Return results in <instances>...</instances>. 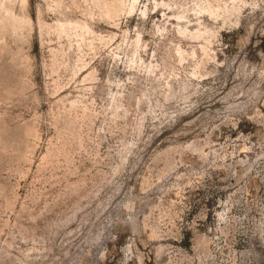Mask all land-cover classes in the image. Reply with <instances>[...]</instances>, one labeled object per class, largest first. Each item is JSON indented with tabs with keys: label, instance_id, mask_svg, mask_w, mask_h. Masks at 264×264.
<instances>
[{
	"label": "rangeland",
	"instance_id": "1",
	"mask_svg": "<svg viewBox=\"0 0 264 264\" xmlns=\"http://www.w3.org/2000/svg\"><path fill=\"white\" fill-rule=\"evenodd\" d=\"M0 264H264V0H0Z\"/></svg>",
	"mask_w": 264,
	"mask_h": 264
}]
</instances>
